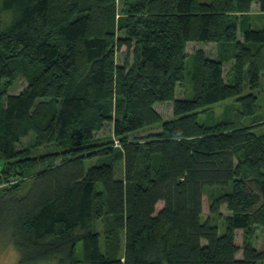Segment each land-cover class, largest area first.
I'll use <instances>...</instances> for the list:
<instances>
[{"label": "trees", "instance_id": "obj_1", "mask_svg": "<svg viewBox=\"0 0 264 264\" xmlns=\"http://www.w3.org/2000/svg\"><path fill=\"white\" fill-rule=\"evenodd\" d=\"M122 6L117 18V0H0V230L20 264H264L253 245L264 226V132L255 131L264 117L254 92L264 78V0ZM190 41L215 42L218 56L188 54ZM19 76L27 86L8 92ZM235 97L240 119L199 121ZM166 101L169 119L155 108ZM108 123L112 138L98 137ZM30 136L46 150L22 146ZM207 185L224 191L203 219Z\"/></svg>", "mask_w": 264, "mask_h": 264}, {"label": "rangeland", "instance_id": "obj_2", "mask_svg": "<svg viewBox=\"0 0 264 264\" xmlns=\"http://www.w3.org/2000/svg\"><path fill=\"white\" fill-rule=\"evenodd\" d=\"M122 0H117V18L119 16H121L122 14ZM259 4H255L254 5V11L252 13L253 16H255L254 20L255 21V25L259 26L260 25V21L256 18L257 15L256 13H258L259 10ZM255 26V27H256ZM242 34V33H241ZM239 33V36L242 37ZM198 48H206L208 54H214L216 51V46L214 43H205V42H196V41H190L187 43L186 45V51L188 54L192 53L195 49ZM127 54V48L123 47L121 49V51L118 53V62L122 63L124 58L126 57ZM231 67V62H228L225 66L226 72L227 70H229ZM27 80L24 77H17L16 80L11 82V85L8 88V92L11 93H19L22 90H24V88L27 86ZM4 89V81H0V90ZM178 95L177 97H182L185 92V87L180 84L178 85ZM257 95H258V111L256 114H258V116H262L264 117V78H263V85L254 91ZM248 93V85H246V89H245V94ZM167 102H157L155 104V108H159L161 111V114L163 116L164 119H169L172 118L174 116V114L172 113L173 110V105H172V101L170 103ZM163 103V104H162ZM244 109L243 104L240 100H237V98H230V99H226V100H222L218 103H215L213 105H210L208 108H206L205 110H203L200 114H199V121L202 123H213L216 121H223L226 118L230 119V120H234L236 118H241L239 115L240 112H242ZM171 116V117H170ZM253 118L250 115L247 116H243L242 118V122L244 124H252L253 122ZM160 127L154 128L153 130H156ZM150 130L147 131H143L141 133L135 134V137H139L142 135H146L149 133ZM255 131L257 133H262L264 132V125H258L255 128ZM98 137H107V138H112L113 134H112V124H106L105 127L96 134ZM116 144V142H115ZM22 146H26V147H31L33 148V154H38L41 152H44L46 150V148H38L34 146V142H33V138L28 137V138H24L22 140ZM94 162V160L92 161H87V166L92 165ZM116 175L117 177H123L124 175V171H123V163H119L117 165V171H116ZM222 190L224 191V189H222V187H218V186H210L207 185L205 188V192H204V200H203V219H206L209 215V205H210V201L211 198L213 197V195L219 194L220 192H222ZM163 203L160 202L158 204V209L160 207H162ZM221 211L223 213L224 216H226L227 214H229V210L227 209L226 205H223L221 208ZM213 221L218 224L219 227V233L223 234L226 231V223L222 218H218L217 216L213 217ZM97 228L101 231L102 233V243L104 244L105 241V235H104V230L106 228V224L103 221H98L97 223ZM253 245L255 247H257L258 249H263L264 248V226L263 225H259L256 227L255 230V237L253 238ZM77 251L80 255L83 254V243L79 242L78 246H77ZM243 256V251H240L238 253V257H242ZM20 260V254L18 252V250L16 249V247L12 244V242L9 240L8 234L6 233V231H1L0 230V264H20L19 262ZM40 264H59L57 261L55 260H51V261H46V262H42Z\"/></svg>", "mask_w": 264, "mask_h": 264}, {"label": "crops", "instance_id": "obj_3", "mask_svg": "<svg viewBox=\"0 0 264 264\" xmlns=\"http://www.w3.org/2000/svg\"><path fill=\"white\" fill-rule=\"evenodd\" d=\"M255 4H257V3H253V5H252V12L254 11V5ZM260 11V9L258 10V12ZM255 12V11H254ZM206 43H208V42H206ZM210 43H214L215 44V46H216V51H215V53L214 54H208V52H207V50H206V48H203L205 51H206V54H207V56H210V57H212V58H216L218 55H217V53H218V47H217V44L215 43V42H210ZM227 64V63H226ZM226 64H225V66H226ZM225 66H224V76L226 77V75H227V72H228V70H227V72H226V69H225ZM178 88V87H177ZM177 91H178V89H177ZM177 91H176V95H178V93H177ZM185 95V94H184ZM184 95L182 96V97H184ZM179 98H181V97H179ZM167 102V101H166ZM168 103H170V101L168 102ZM163 104V103H162ZM172 105H173V103H172ZM157 109V108H156ZM160 113H161V111H160V109L158 108L157 109ZM172 113H173V110H172ZM171 117V116H170Z\"/></svg>", "mask_w": 264, "mask_h": 264}, {"label": "built area", "instance_id": "obj_4", "mask_svg": "<svg viewBox=\"0 0 264 264\" xmlns=\"http://www.w3.org/2000/svg\"><path fill=\"white\" fill-rule=\"evenodd\" d=\"M116 144H118V141H116Z\"/></svg>", "mask_w": 264, "mask_h": 264}]
</instances>
